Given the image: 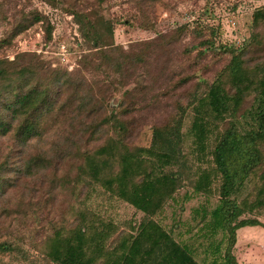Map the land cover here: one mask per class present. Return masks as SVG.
Here are the masks:
<instances>
[{"label": "trees", "instance_id": "obj_1", "mask_svg": "<svg viewBox=\"0 0 264 264\" xmlns=\"http://www.w3.org/2000/svg\"><path fill=\"white\" fill-rule=\"evenodd\" d=\"M8 1L2 0L0 10ZM46 1L55 5L57 0ZM93 1L90 9L89 0H68L65 9L72 14L84 44L93 50L82 55V69L52 68L34 53L0 58V252L18 250L12 240L2 237L13 230L15 221L24 226L27 216L23 213L17 219L20 213L14 215L7 197L17 191L16 206L23 208L37 191L49 199L60 187L71 194L67 213L75 221L52 223L51 232L35 241L36 250L49 261L71 264L87 246H98L93 244L98 232L102 243L109 229L103 228L89 201L95 195H107L142 214L135 234L122 241L126 249L114 264H238L233 252L237 229L264 227L256 216L243 217L246 209L237 196L249 182L252 190L247 202L255 210H264V6L253 11L250 37L237 50L230 44L216 47L214 37L203 39L194 31L192 40L184 44L186 26L124 50L113 44V21L101 13L104 0ZM128 2L139 13L138 25L153 27L150 14L158 0ZM37 22H42L49 39V20L33 8L17 13L4 44ZM196 47L200 49L192 55ZM210 48L227 52L229 60L200 90L191 68L211 72L202 61ZM152 53L164 56L165 64L171 66L170 77L163 83L168 93L165 107L157 105V95L146 97L145 77L137 73L142 68L151 75L147 59ZM85 72H102L104 77L89 80ZM115 91L121 93L111 103ZM138 94L145 95L144 105L162 112L161 118L152 121L148 146L133 143V132L139 131L142 122ZM188 116L189 125L183 131ZM241 119L247 120L246 128L240 126ZM213 129L218 134L208 161L207 141ZM188 138L190 154L194 157L199 152L194 160L203 158L206 166L187 165ZM64 167L68 168L61 173ZM215 180L216 204L194 208L195 223H186L185 231L193 241L176 240L172 231L180 220L167 230L156 216L168 200L178 203L175 194L184 184L190 187L184 198L210 197L215 194ZM120 249V244L112 247L111 254Z\"/></svg>", "mask_w": 264, "mask_h": 264}, {"label": "rangeland", "instance_id": "obj_2", "mask_svg": "<svg viewBox=\"0 0 264 264\" xmlns=\"http://www.w3.org/2000/svg\"><path fill=\"white\" fill-rule=\"evenodd\" d=\"M0 3H3L2 0H0ZM8 3L6 7L4 6L0 10V58L11 60L19 53H34L52 68H60L71 72L82 69L80 63L82 55L93 50L88 49L84 44L72 14L65 10L68 0H57L55 5H51L46 0H9ZM89 3H91L89 8L92 9L91 5L95 2L89 0ZM263 6L264 0H158L154 11L150 14L153 26L151 28L138 25L139 13L128 0H104L100 8L101 13L113 21V44L121 45L124 50H127L132 43L155 39L158 34L171 32L180 26H186L187 28L186 34L181 38L184 44L192 40L195 32L203 39L214 37L216 47L221 43L230 44L237 50V47L246 43L250 37L253 11ZM33 8L49 20L52 26L50 38H46V31L42 26V22H37L14 35L9 44H4L3 39L12 34L17 13L20 10L26 11ZM199 49L200 47L194 48L191 50V54L194 55ZM205 53V59L203 58L202 61L212 68L211 72L191 68L196 81L201 83L198 84L200 90L205 89L210 84L214 74L229 60V54L220 52L219 49L210 48ZM173 56L177 57L174 54ZM165 60L164 56L152 53L147 59V67L151 73L149 76L142 68H137V73L145 77L146 97L157 95V105L159 103L161 107H165L164 104L168 100V93H165L163 83L166 78L170 77L169 71L171 70L170 64H165ZM84 75L89 80L104 77L102 72L97 74L85 72ZM188 84L190 82L184 86L186 87ZM127 87L129 85H126L123 89ZM119 92L121 93V91ZM119 92H114L112 96L115 95V98L111 99V103L119 98ZM137 96L139 97L137 106L142 108V122L139 131L137 133L133 132V143L139 146H148L151 140L152 121L161 118L162 112L152 110L150 105L145 104V106L144 103L146 102L142 101L145 98L144 94L143 97L139 94ZM190 117L186 118L183 131L188 127ZM241 121L244 123L240 126L246 128L248 126L247 120L241 119ZM217 134V130L213 129L208 135L205 155V159H208V161L211 159L208 153ZM190 141L191 139L188 138L184 148L185 152L190 155L188 156L190 161L187 165L206 166L207 162L203 158L202 160H194L196 153L199 152H194V157L190 154L193 152ZM67 168L64 167L61 173ZM71 175L73 176V172ZM216 186L217 181L215 180L213 185L215 194L210 197L198 195L186 199L184 194L190 191V187L184 184L175 194V197L179 200L178 203H172V200H168L163 211L156 216V219L167 230L172 227L173 222L180 220L179 225L174 227L172 231L174 238L178 241L187 238L193 241L190 238L191 234L185 231L187 228L186 223H192L194 208L200 207V205L210 208L216 204L218 200L215 191ZM17 188L19 189L20 186ZM251 190L252 185L246 182L237 192L239 201L246 209L243 217L256 216L264 224V210H255L247 202ZM12 193L7 197V200L11 208L15 210L14 215L20 213V216L15 217L19 219L23 213L27 216L25 223L21 221L24 226L15 221L13 230L2 237V239L12 240L18 246V250L0 252V264H57L43 257L34 247V243L37 239L40 240L41 237L43 238L51 232L52 223L54 225L56 223L72 224L75 221L71 216L72 214L67 213L71 194L57 187L53 196L48 199L42 197L44 195L43 191H37L36 198L33 197V200L26 201L23 208H21L16 206L19 202L18 192ZM25 194L31 197L27 189ZM74 202L75 199L71 203ZM89 207L97 217L101 218L104 222L103 228L109 229V232L104 236L102 243L101 241L98 242L101 239L98 232L97 239L93 242V244L98 243V246H87L84 253L74 255L71 264H114L117 261V255L126 249V242L124 248L122 241L126 240L128 235L135 234L142 214L126 202L115 197L109 198L107 195L101 197L95 195V198H91L89 201ZM173 210L174 215H172ZM197 219H199L198 216L195 220L197 221ZM194 223L193 221L192 224ZM220 236L221 234H218L217 238ZM119 244L121 245V249L117 250L119 253L112 255V247H118ZM233 252L238 264H264V227L256 225L239 229ZM197 260L200 261L199 256Z\"/></svg>", "mask_w": 264, "mask_h": 264}, {"label": "crops", "instance_id": "obj_3", "mask_svg": "<svg viewBox=\"0 0 264 264\" xmlns=\"http://www.w3.org/2000/svg\"><path fill=\"white\" fill-rule=\"evenodd\" d=\"M250 227H252V226H245V227H241V228H239V229L250 228ZM239 229H237V231H238ZM237 231H236V239H237Z\"/></svg>", "mask_w": 264, "mask_h": 264}]
</instances>
